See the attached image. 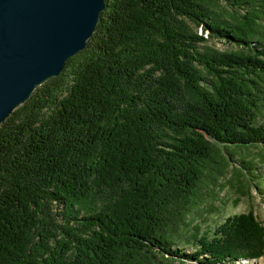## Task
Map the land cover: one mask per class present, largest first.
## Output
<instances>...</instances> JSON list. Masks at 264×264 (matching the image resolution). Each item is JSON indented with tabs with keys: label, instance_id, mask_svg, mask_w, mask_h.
<instances>
[{
	"label": "trees",
	"instance_id": "1",
	"mask_svg": "<svg viewBox=\"0 0 264 264\" xmlns=\"http://www.w3.org/2000/svg\"><path fill=\"white\" fill-rule=\"evenodd\" d=\"M104 1L84 49L0 124V264L262 257L251 209L178 244L208 187L256 177L241 149L264 147V0Z\"/></svg>",
	"mask_w": 264,
	"mask_h": 264
},
{
	"label": "water",
	"instance_id": "2",
	"mask_svg": "<svg viewBox=\"0 0 264 264\" xmlns=\"http://www.w3.org/2000/svg\"><path fill=\"white\" fill-rule=\"evenodd\" d=\"M104 0H0V124L83 50Z\"/></svg>",
	"mask_w": 264,
	"mask_h": 264
},
{
	"label": "rangeland",
	"instance_id": "3",
	"mask_svg": "<svg viewBox=\"0 0 264 264\" xmlns=\"http://www.w3.org/2000/svg\"><path fill=\"white\" fill-rule=\"evenodd\" d=\"M207 44L220 50L236 48L217 39H210ZM260 120H264V115H260ZM262 146L259 144L241 149V157L254 164L256 177L251 180L247 173L250 182H247L249 180L246 177L247 180H242L241 184H234L232 171H227L216 181L215 185H211L213 189L210 192L207 190L211 187L204 191V200L195 205L185 218L189 231H183L181 243L178 244L179 249H183L185 253H191L195 248H199V240L204 238L211 240L218 231L219 225L227 217L245 213L249 209L264 226V147ZM232 164L240 165L238 161ZM174 259V261L169 259L166 262L169 264H200L191 260ZM218 264H264V255L258 259L221 260Z\"/></svg>",
	"mask_w": 264,
	"mask_h": 264
}]
</instances>
